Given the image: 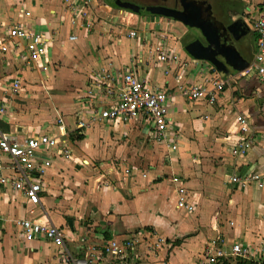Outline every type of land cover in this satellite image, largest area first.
Listing matches in <instances>:
<instances>
[{
  "label": "crops",
  "instance_id": "crops-1",
  "mask_svg": "<svg viewBox=\"0 0 264 264\" xmlns=\"http://www.w3.org/2000/svg\"><path fill=\"white\" fill-rule=\"evenodd\" d=\"M263 4L264 0L255 3L251 16ZM96 6V0H90L91 10L101 9ZM102 7L112 10L109 4ZM26 11L29 17L25 16ZM112 17L107 21L98 20L99 15H94L92 26L87 30L79 28V20L71 24V16L61 0H0V38H5L7 27L27 23L31 29L46 31L51 39L48 48L50 69L46 74L28 61L23 42L18 47H11L0 60V102L8 98L7 88L13 78H18L21 83L18 95L9 97L12 108L0 117V128L16 129L21 136L57 135L59 132L58 124L47 128L37 124L25 128L16 125L14 100L21 92L27 96V88L32 85L26 83L23 76L34 75L32 77L38 81L56 85L62 63L71 58V70L76 73L74 84L80 83L82 95L97 66L109 61L117 68L127 66L135 55L141 56L143 62L140 74L148 79L150 85L164 89L169 96V118L178 134L176 150L179 153L171 152L161 144L168 154L167 164L161 160L152 169L154 175L149 179L136 174L126 178L111 177L115 189L95 186L99 180L95 176H75L74 180L61 177L70 167L69 163L76 169L80 165L76 163L78 157L72 160L73 163L56 157L46 172V189L38 200L28 202L20 195L8 197L0 190V214L5 219L0 241V264H55L57 261V246L50 241L19 237L13 224L18 218L48 222L62 229L66 235L63 247L75 257L83 256L87 246L98 245L104 238L122 239L135 233L138 235L136 253L139 256L136 263L143 257L150 261L143 264H172V260L182 254L186 257L184 264H197L209 238L222 237L242 245L264 242V189H259L254 183L241 188L229 182L233 173L244 175L251 171H264V82L254 68L253 56L248 60L247 51L239 50L252 64L248 69L231 71L230 75L222 77L226 83L214 102L189 100L182 95V89L209 86L206 80L215 76L212 66L186 55L180 49L182 46L183 50L184 44L178 42L179 46L174 37V44H169L189 65H155L146 48L150 42H156L157 35L168 37L167 34L158 30L154 32V25L144 21L143 29L138 32L150 42L142 45L139 38L125 37V33L114 25L118 14ZM136 24L137 19L128 27L134 29ZM70 35H75V39H69ZM123 41L126 49L121 51ZM66 44H69L67 48ZM81 95L75 94L72 99L75 109L68 125L61 123L66 131L65 143L71 151L74 145L69 133L74 132L75 117L82 110ZM236 115L248 120L254 136L251 148L242 157H233L230 153L238 133ZM70 125L73 126L71 130L67 128ZM136 125L141 127V132L147 133L148 128L144 124L116 123L94 124L79 136L92 138L95 127L102 130L110 126L115 130H108L109 135H116V127L120 126L126 132L120 131L117 135L123 136ZM171 175L184 179L192 211L176 207V195L169 179ZM79 239H84V242Z\"/></svg>",
  "mask_w": 264,
  "mask_h": 264
},
{
  "label": "built area",
  "instance_id": "built-area-1",
  "mask_svg": "<svg viewBox=\"0 0 264 264\" xmlns=\"http://www.w3.org/2000/svg\"><path fill=\"white\" fill-rule=\"evenodd\" d=\"M61 3L68 9L72 25L79 20V28L87 30L91 28L94 14L90 7V0H61ZM24 14L29 17V12L26 11ZM245 21L251 24L256 36L253 65L264 82V4ZM125 37L139 38L142 45L150 42L134 29L127 30ZM165 38V36L157 35L156 42H150L146 48L149 59L155 65L181 64L187 67L188 62L182 61L179 52ZM69 39H75V35H70ZM21 42H23V50L27 52L28 61L35 63L44 74L48 73L50 36L40 28L31 29L27 23L7 27L5 38H0V60L10 52L11 47H18ZM142 63L141 56L133 55L127 66L117 68L110 61L105 65L97 66L79 98L82 110L75 117L74 130L82 134L94 124H144L148 128L147 133L151 134L155 143L164 144L171 152H175L178 134L169 118V96L164 89L150 85L148 79L140 74L139 68ZM206 81L209 86H190L182 89V95L189 100L204 99L214 102L226 80L215 71V76ZM20 89V80L13 78L7 88L8 98L18 95ZM8 98L0 102V117L6 115L12 108ZM235 120L238 133L230 153L233 157H242L251 148L254 136L244 116L236 115ZM58 125L57 135L21 136L16 129L2 130L0 128V190L4 195L8 197L20 195L31 202L38 200L39 195L45 192L44 178L55 158L60 157L68 161L71 157L70 147L64 140L66 131L61 123ZM107 172L111 175L116 174L115 165H109ZM121 174L125 177L136 174L142 179L147 178L146 172L134 167L121 168ZM169 179L174 187L176 207L184 211H192L193 206L188 201L184 179L177 175H171ZM229 182L241 188L254 183L259 189H264V171H251L244 175L233 173L229 177ZM102 186L105 189L116 187L110 175L109 180L105 179ZM4 221L0 214V241L3 236ZM13 224L23 240L41 238L56 245L55 264H135L139 260L135 249L138 235L135 233L122 239L104 238L98 245L87 246L86 244L85 254L75 257L63 247L66 235L59 227L28 218L15 219ZM79 241L84 242V239ZM225 261L264 264V242L257 245H242L236 241L228 242L222 237L211 238L205 243L197 264H224Z\"/></svg>",
  "mask_w": 264,
  "mask_h": 264
},
{
  "label": "rangeland",
  "instance_id": "rangeland-1",
  "mask_svg": "<svg viewBox=\"0 0 264 264\" xmlns=\"http://www.w3.org/2000/svg\"><path fill=\"white\" fill-rule=\"evenodd\" d=\"M259 1L260 0H248L247 5L251 10H253V5ZM96 2V8L101 7V9L103 8L102 6L108 4L106 0H96ZM110 7L112 8L111 11H109L106 7L103 8L104 10L99 9L94 12L95 10L92 9V11L94 10V15H99L98 20L105 19L110 21V19H113V15L118 14L119 17L115 18L116 22H114V25L117 28L119 27L123 33L130 30V26L137 19V24L134 27V30L139 31L143 29L142 22H150V24L152 23L154 25L152 28L153 31H162L167 34L168 37L165 39L171 44H174V37L177 39L176 43L180 42L181 45H183L188 42L190 38H192L191 34H194L191 29L173 19L166 17L141 16L139 14L129 12L128 10L115 8L113 6ZM248 16L245 15V19L248 18ZM128 25L130 26L128 27ZM180 43H178L179 46H181ZM67 46H69V44H66V48ZM181 47L180 49L183 51ZM120 49L121 51L126 49L125 41H123V45ZM71 62V58H67L65 62L62 63V67L59 69V72H57L56 85L38 81L36 78L32 77L34 75L22 77L27 80L26 83L32 85L31 87H26L28 89V94L25 95L27 96L24 97L23 92H21V94L14 100L13 112H15L17 118L16 125L24 128L34 124L43 126L44 128H47L49 125H56L59 123L68 125L67 123L72 115L71 113L75 109L72 99L75 94L81 95V92H79L81 87L80 83L74 84V77L76 73H73L71 70V67H73L70 65ZM67 128L71 130L73 126L70 125L67 126ZM116 128L118 131L115 132L118 134L120 131L126 132L124 127L119 126ZM111 129L115 130L113 126L106 127L102 130L99 129V127H95V129L92 130L93 133L91 135L93 139L88 135H84L82 136L85 139L84 141L78 138L79 133L77 130L70 132V141L74 146H72L71 161L70 159L68 161L72 162L74 158L78 157L76 163L80 166L76 169L75 167H72L71 163H69L71 168H67V170L61 174V177L74 180L75 176H95L99 179L96 182L97 185L95 186L103 187V181L105 179L109 180V175L111 176V174H108L107 172V167L109 165H115L117 170V173L111 176L112 178H126L125 175L121 174V168L125 169L126 167L135 165L141 168L144 172L148 173L146 179H149L150 176L154 175L152 169L155 166H158L161 160L164 162L163 164H167L166 160H168V154L165 148L160 143H155L150 133L141 132V127L136 125L123 136H118L117 133L116 135H113L112 133L109 135L107 131ZM99 133L101 136L97 137ZM175 153L178 154L179 150H176ZM158 242H161V239H158ZM155 248L156 250H159L157 246ZM185 258V254H182L180 257L172 260V264H184L186 261ZM146 262L150 261L143 257L141 261L136 264H143Z\"/></svg>",
  "mask_w": 264,
  "mask_h": 264
},
{
  "label": "water",
  "instance_id": "water-1",
  "mask_svg": "<svg viewBox=\"0 0 264 264\" xmlns=\"http://www.w3.org/2000/svg\"><path fill=\"white\" fill-rule=\"evenodd\" d=\"M113 7L128 10L135 14H151L176 20L188 28H196L206 41L204 45L199 39H195L183 45V51L194 60L205 61L218 73L220 77L230 75V72H241L248 69L252 63L244 58L238 49L230 43H221L216 27L211 23L197 20L191 11L185 6L183 11L170 10L165 8H138V6L123 2L121 0H106ZM192 6V4H191ZM207 10V9H205ZM238 25L237 33L235 26ZM250 29L246 21L237 20L226 27L228 35H232L234 40H238L249 33ZM239 32V33H238Z\"/></svg>",
  "mask_w": 264,
  "mask_h": 264
},
{
  "label": "flooded vegetation",
  "instance_id": "flooded-vegetation-1",
  "mask_svg": "<svg viewBox=\"0 0 264 264\" xmlns=\"http://www.w3.org/2000/svg\"><path fill=\"white\" fill-rule=\"evenodd\" d=\"M123 2L132 3L138 8H165L176 11H183L184 7L188 8L194 14L198 21L211 23L212 26L216 27L217 32L220 36L221 43H230L235 46L238 51L242 48L248 53V60H251L252 56L256 51V36L253 32L251 24L249 26V33L244 37L234 40L232 35H228L226 27L232 22L237 20L245 21V15H251V9L247 5L248 0H121ZM108 3V2H107ZM110 4V3H109ZM192 4V6H191ZM185 5V6H184ZM207 9V10H205ZM143 16L142 14H139ZM149 17H161L151 14H146ZM248 16V17H249ZM235 33H237L238 25L235 27ZM194 34H191L192 38L188 42L195 39H199L204 45L206 41L201 35V32L196 28H189ZM239 33V32H238ZM250 35V36H249ZM186 42V43H188ZM185 43V44H186ZM184 44V45H185Z\"/></svg>",
  "mask_w": 264,
  "mask_h": 264
},
{
  "label": "trees",
  "instance_id": "trees-1",
  "mask_svg": "<svg viewBox=\"0 0 264 264\" xmlns=\"http://www.w3.org/2000/svg\"><path fill=\"white\" fill-rule=\"evenodd\" d=\"M109 4V3H108ZM110 6H112L111 4H109ZM2 130H7V127L5 128H1ZM78 138H82V136H79ZM224 264H249L248 262H245V261H235V262H233V263H229V262H226L225 261V263Z\"/></svg>",
  "mask_w": 264,
  "mask_h": 264
}]
</instances>
